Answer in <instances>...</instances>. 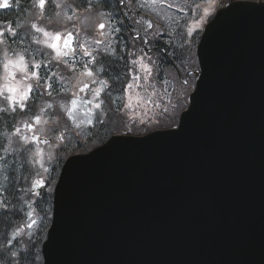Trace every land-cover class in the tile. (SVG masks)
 Masks as SVG:
<instances>
[{
  "label": "snow or ice",
  "instance_id": "6c2138e0",
  "mask_svg": "<svg viewBox=\"0 0 264 264\" xmlns=\"http://www.w3.org/2000/svg\"><path fill=\"white\" fill-rule=\"evenodd\" d=\"M243 6L264 9V0ZM218 7L223 0H0V264H40L38 243H51L77 162L67 159L64 176L55 175L69 133L85 149L96 125L110 126L116 138L95 156L185 132L206 79L208 35L203 44L197 37Z\"/></svg>",
  "mask_w": 264,
  "mask_h": 264
},
{
  "label": "water",
  "instance_id": "95a60500",
  "mask_svg": "<svg viewBox=\"0 0 264 264\" xmlns=\"http://www.w3.org/2000/svg\"><path fill=\"white\" fill-rule=\"evenodd\" d=\"M259 3L206 26V79L181 136L92 156L114 135L68 158L42 264H264V9L243 6Z\"/></svg>",
  "mask_w": 264,
  "mask_h": 264
},
{
  "label": "trees",
  "instance_id": "16d2710c",
  "mask_svg": "<svg viewBox=\"0 0 264 264\" xmlns=\"http://www.w3.org/2000/svg\"><path fill=\"white\" fill-rule=\"evenodd\" d=\"M197 2H199V0H197ZM123 10L124 11H127V9H123ZM157 10H159V9H157ZM144 12L145 13H149L150 14V17L154 20V22H157L160 25L167 27V25H168L169 22L160 20L158 17L155 16V13L154 12H151L150 11V9L145 8L144 9ZM2 15H3V12H0V16H2ZM9 15L10 16H13V17L15 16L14 13H9ZM168 15L169 16H178L179 14L175 13L173 10H170L168 12ZM120 18H123V17H120ZM125 23L130 24V21L125 20ZM122 34L123 35H127L126 33H122ZM167 39L168 38L166 36L165 37H161V40H160L161 47L164 46V41L167 40ZM137 43H139V42H137ZM174 43L177 46H179L182 43L181 38L179 36H175ZM162 67H165V65H162ZM86 132H87V129H85V133ZM92 133H93V135H91L89 137V142H87V146H86L85 149H81L80 147H78L76 145V140L77 139H80L81 137H75V138H73L72 137V133H69L70 143H69V151L67 153H65L66 158L68 156L72 155V154H75V153L87 152V151L91 150L92 148H94L96 146H99V145L105 143L113 135L111 133L110 126L108 128H105V127H102L100 125H96V127L94 129H92ZM83 135H84V133H82V136ZM59 170H60V168L57 169L56 175L58 174ZM2 223H6V221L0 222V227H2ZM42 242H43V240H40L39 241L38 247L36 249V251H38L39 253H40V245H41ZM40 264H42V259L40 261Z\"/></svg>",
  "mask_w": 264,
  "mask_h": 264
},
{
  "label": "rangeland",
  "instance_id": "374dc122",
  "mask_svg": "<svg viewBox=\"0 0 264 264\" xmlns=\"http://www.w3.org/2000/svg\"><path fill=\"white\" fill-rule=\"evenodd\" d=\"M223 2H227V1L223 0Z\"/></svg>",
  "mask_w": 264,
  "mask_h": 264
}]
</instances>
